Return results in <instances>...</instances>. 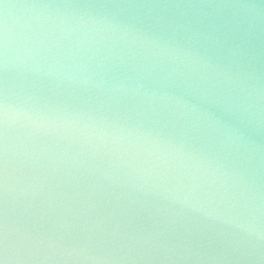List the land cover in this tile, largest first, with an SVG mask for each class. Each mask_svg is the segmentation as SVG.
Masks as SVG:
<instances>
[{"label": "water", "instance_id": "water-1", "mask_svg": "<svg viewBox=\"0 0 264 264\" xmlns=\"http://www.w3.org/2000/svg\"><path fill=\"white\" fill-rule=\"evenodd\" d=\"M0 264H264V0H0Z\"/></svg>", "mask_w": 264, "mask_h": 264}]
</instances>
